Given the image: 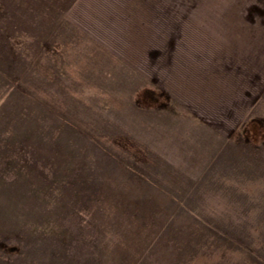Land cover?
<instances>
[{"label":"rangeland","instance_id":"374dc122","mask_svg":"<svg viewBox=\"0 0 264 264\" xmlns=\"http://www.w3.org/2000/svg\"><path fill=\"white\" fill-rule=\"evenodd\" d=\"M73 1L0 0V264H264V67L225 130L185 40L149 74Z\"/></svg>","mask_w":264,"mask_h":264},{"label":"crops","instance_id":"0c3cea01","mask_svg":"<svg viewBox=\"0 0 264 264\" xmlns=\"http://www.w3.org/2000/svg\"><path fill=\"white\" fill-rule=\"evenodd\" d=\"M106 4L112 17L99 19L98 28V10L105 12ZM65 17L118 58L147 68L149 74L152 66L176 60L175 51L182 48L178 44L185 40L198 89L238 99L229 110L243 116L224 118L225 130H233L229 126L247 114L248 105L241 99H254V106L261 98L262 87L252 84L262 81L264 0H74ZM158 80L176 100L174 87Z\"/></svg>","mask_w":264,"mask_h":264}]
</instances>
